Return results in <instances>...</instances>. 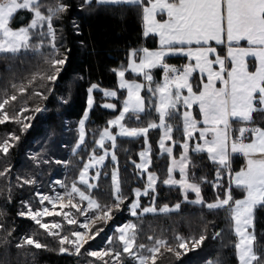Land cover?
Listing matches in <instances>:
<instances>
[{
	"label": "snow or ice",
	"instance_id": "obj_1",
	"mask_svg": "<svg viewBox=\"0 0 264 264\" xmlns=\"http://www.w3.org/2000/svg\"><path fill=\"white\" fill-rule=\"evenodd\" d=\"M101 14L140 21L137 46L107 68L115 88L92 79L100 46L85 28ZM0 61V200L37 226L21 234L0 209V264H36L40 251L76 264H194L189 253L198 264H264V0H0ZM85 81L86 107L69 121ZM97 107L110 115L90 129ZM37 125L45 135L19 170L13 156ZM125 144L140 148L132 156ZM174 192L175 203L161 201ZM160 218L191 234L155 227ZM209 241L215 254L201 256Z\"/></svg>",
	"mask_w": 264,
	"mask_h": 264
},
{
	"label": "trees",
	"instance_id": "obj_2",
	"mask_svg": "<svg viewBox=\"0 0 264 264\" xmlns=\"http://www.w3.org/2000/svg\"><path fill=\"white\" fill-rule=\"evenodd\" d=\"M87 24L88 26L85 28V34L87 35L88 33H91L93 38L96 39L98 45L100 46L98 67L96 61H91L93 65L92 79L94 81L97 80L100 81L102 83V86L105 88H115L116 86L115 77L113 74L107 71V68L114 67L119 63V61L124 56L125 46L127 45L137 46V40L140 33V21L137 19V17L134 14H129L124 19L118 21H114L111 18L101 14L99 16L90 19L87 22ZM116 37H118V39H114ZM146 46L153 47L154 46L153 41L149 39L146 42ZM169 62L177 66H180L181 63L183 62V58L180 59L170 58ZM80 63L81 61L79 60V58H77L73 62L72 69L69 70V75L65 78L64 84H62L65 95L67 94L66 82L67 80L71 79V76L73 74V69L76 70L79 69ZM3 69H4V63L0 61V71H3ZM85 89H86V81L84 82V87L78 88V90L75 92L71 106L66 108L64 112L65 119L75 122L81 117L83 110L86 106ZM101 102H102L101 96L98 94L97 105H99ZM109 115L110 114H108V110H104L97 107L90 114L89 128L94 129L97 128L98 126H102L104 122L109 118ZM57 125L59 126V122H57ZM11 127L12 126H8L7 130H11ZM4 129L5 126H0V130H4ZM44 135H45V130L42 125H37L35 130H30V135L28 136L26 142L21 145L19 153H16L13 156L12 163L15 165L17 169L23 170L24 168L28 167V164L26 163L24 158V150L28 148L29 145H31L32 148H38L39 146L32 142L35 139H38ZM64 135L67 143L71 144L73 141V133L65 132ZM88 139L89 141H91L90 134L88 136ZM157 140H158V136L153 134L151 137V141L153 145H155ZM123 147L130 149L129 155L134 156L136 152H138L140 145L125 144ZM61 152L64 153L65 158H67L68 156L67 151L65 149H61ZM241 163H242V158H239L234 166L238 169ZM125 164H126L125 154L123 152H120V167L122 170L124 169ZM165 165H166V161L163 159H159L156 161V166L162 176L166 173ZM130 173H131V169L128 170V174ZM57 178H61L60 175ZM176 195L177 194L174 192L171 194V197L162 196L161 201L168 203H175L174 198L176 197ZM208 195L211 196V193L209 192ZM26 197L27 194H25V198ZM0 209H3L7 212V217H6L7 220L9 221L16 220L18 222L17 227L19 228L21 234L30 233L32 230L37 228V226H35L33 222L21 220V218L15 215V213L18 210V204L16 206L8 205L7 208H5L4 201L0 200ZM174 220L176 221L175 223L173 222V220H165L163 218H160L154 222V226L157 228L161 226L165 228L174 227L176 231H178L179 233L185 235L191 234L189 225L187 223L180 221L179 218H174ZM218 224L219 227H224L222 223V218L218 220ZM145 227L147 229V225H145ZM199 228L200 225L198 219H193L191 223V230L198 231ZM257 228L258 230L264 228V211L257 212ZM168 235L170 236L171 232H169ZM40 239H44V238L40 237ZM46 242H49L50 244H52L53 247H55V244L51 242L50 238ZM96 243L97 242H93L94 246ZM216 247L217 245H215L214 242H210V241L207 242V247L205 248L204 252L201 253V256H206L209 253L214 255ZM189 256L193 258L194 264H198L200 258L196 256V253H189ZM88 259L91 258L81 257L80 264H87ZM36 264H76V258L68 257L66 254L58 255L56 252L40 251L36 259Z\"/></svg>",
	"mask_w": 264,
	"mask_h": 264
},
{
	"label": "rangeland",
	"instance_id": "obj_3",
	"mask_svg": "<svg viewBox=\"0 0 264 264\" xmlns=\"http://www.w3.org/2000/svg\"><path fill=\"white\" fill-rule=\"evenodd\" d=\"M157 79H159L158 77H157ZM86 107V106H85ZM197 111H198V109H197ZM60 177H61V179L63 178V173H60ZM47 219V218H46Z\"/></svg>",
	"mask_w": 264,
	"mask_h": 264
}]
</instances>
